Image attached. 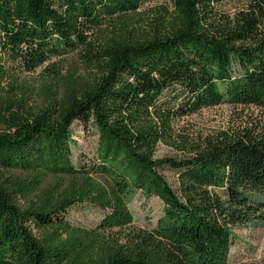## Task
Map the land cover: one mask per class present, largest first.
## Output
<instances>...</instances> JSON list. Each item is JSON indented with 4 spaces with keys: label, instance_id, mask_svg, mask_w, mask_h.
Here are the masks:
<instances>
[{
    "label": "trees",
    "instance_id": "1",
    "mask_svg": "<svg viewBox=\"0 0 264 264\" xmlns=\"http://www.w3.org/2000/svg\"><path fill=\"white\" fill-rule=\"evenodd\" d=\"M146 1L0 0V264H227L232 225L264 208V125L198 144L174 129L216 105L264 111V0H171L130 35ZM73 52L87 73L44 83L32 105L2 85ZM74 123L96 133L76 164ZM175 141L186 156L156 157ZM137 191L163 204L151 229L131 226ZM86 198L104 212L91 229L65 219Z\"/></svg>",
    "mask_w": 264,
    "mask_h": 264
},
{
    "label": "rangeland",
    "instance_id": "2",
    "mask_svg": "<svg viewBox=\"0 0 264 264\" xmlns=\"http://www.w3.org/2000/svg\"><path fill=\"white\" fill-rule=\"evenodd\" d=\"M242 0H226L223 7L232 12L242 4ZM171 0H148L135 12L127 14V28L130 35H142L151 29V24L160 15L166 16L171 11ZM118 27V23H116ZM117 32V28H107L105 34ZM113 33V32H112ZM73 68L77 74L87 73V67L77 53H69L59 57H52L34 71L10 70L2 85L5 89L13 84L15 92L26 89L30 94L29 104L32 105L35 93L44 83H58L61 76H66ZM59 79V80H58ZM264 125V111L254 106L221 104L203 108L197 113L187 115L174 122V129L178 135L187 137L193 143H201L207 138L213 139L221 133H233L244 129H255ZM72 138L76 141L72 149V159L76 164L78 158L91 159L96 141V133L92 127L87 130L74 123ZM175 146L159 144L156 157H174L179 159L188 154L178 148L181 145L175 141ZM188 149V148H187ZM186 149V150H187ZM161 173L168 183L175 189L178 185L177 173L165 168ZM99 180V179H98ZM250 193V192H248ZM70 206L65 213V219L72 225L85 229L93 228L101 219L103 210L87 203ZM132 214L131 226L139 229H151L162 215L163 204L155 196L144 197L139 191L128 203ZM32 232L39 237L38 231L31 226ZM233 234L230 255L227 264H264V208L254 210L248 220L232 225Z\"/></svg>",
    "mask_w": 264,
    "mask_h": 264
}]
</instances>
